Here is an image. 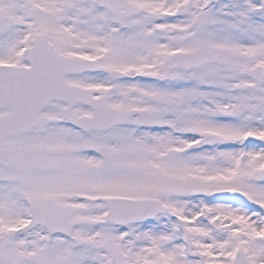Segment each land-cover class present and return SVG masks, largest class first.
Instances as JSON below:
<instances>
[{
    "label": "snow or ice",
    "instance_id": "6c2138e0",
    "mask_svg": "<svg viewBox=\"0 0 264 264\" xmlns=\"http://www.w3.org/2000/svg\"><path fill=\"white\" fill-rule=\"evenodd\" d=\"M0 264H264V0H0Z\"/></svg>",
    "mask_w": 264,
    "mask_h": 264
}]
</instances>
